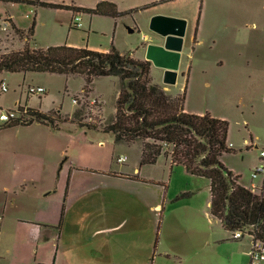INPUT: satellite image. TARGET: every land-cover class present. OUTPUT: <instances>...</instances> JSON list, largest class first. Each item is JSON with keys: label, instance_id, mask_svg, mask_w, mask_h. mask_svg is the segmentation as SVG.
Instances as JSON below:
<instances>
[{"label": "rangeland", "instance_id": "374dc122", "mask_svg": "<svg viewBox=\"0 0 264 264\" xmlns=\"http://www.w3.org/2000/svg\"><path fill=\"white\" fill-rule=\"evenodd\" d=\"M0 0V15L9 14L16 28L27 30L35 21L30 47H48L72 43H88L100 49L112 43L123 53L134 52L143 60L142 46L150 41L144 34L153 35L152 17L170 16L165 12L184 13L189 19L183 37L179 73L174 85L161 84L166 93L185 92L188 112L223 118L229 124L228 144L233 149L221 157L223 164L239 175V183L259 193L264 176L252 178V170L259 164L260 150L264 149V0H106L115 2L121 10L148 5L118 18L81 13L79 28L72 27L73 12L66 9L35 6L27 3ZM55 4L94 7L104 0H41ZM172 17V16H171ZM129 28L134 29L129 32ZM89 33V34H88ZM14 30L0 31V54L23 46ZM146 54V53H145ZM153 78L162 82L163 71L153 68ZM187 80V83H186ZM7 92H0V108L7 109L14 103L15 93H21V103L29 108L48 112L59 111L71 116L75 109H82V122L91 123L99 131L86 130L92 141H100L108 150L128 157L127 163H117L116 169L129 170L138 154L136 147L129 150L115 148L113 136L100 131L115 112L120 82L115 76L97 77L92 92L82 97V76L54 73H0ZM28 86H41L43 95H28ZM77 97L79 105L73 98ZM96 99L95 104L92 103ZM0 125H3L0 123ZM8 134L0 131V141ZM128 165V168L127 166ZM126 167V168H125ZM151 187L163 188L165 208L191 209L195 213L199 257L209 264H248L251 238L245 236L231 240L216 218L210 215L209 181L188 174L183 166L165 162L163 158L155 167H146ZM162 190V189H161ZM188 193L187 196H180ZM162 212V211H159ZM160 217V215H159ZM7 233L0 236V261L5 249L12 247ZM3 259V258H2ZM6 260L0 264H6Z\"/></svg>", "mask_w": 264, "mask_h": 264}, {"label": "crops", "instance_id": "0c3cea01", "mask_svg": "<svg viewBox=\"0 0 264 264\" xmlns=\"http://www.w3.org/2000/svg\"><path fill=\"white\" fill-rule=\"evenodd\" d=\"M165 14L189 19L184 13ZM152 34H144L150 38L148 43L160 44V37ZM66 45L109 49L88 43ZM147 46H142L145 56ZM130 55L137 59L134 52ZM150 66L153 82L163 84L154 80L156 67L151 62ZM13 95L14 103L7 109L28 108L21 103V93L13 91ZM0 131L8 134L0 141V236L7 233L12 241L1 261L209 264L206 257H199L202 236L195 229L192 208H165L163 188L147 183L153 178L146 167H155L161 158L170 163L169 157L161 155L155 164L139 166L140 145L117 144L112 138L115 148L136 147L138 152L129 170L116 169L114 159L121 155L113 152L109 159L102 140H90L86 129L74 123L53 129L32 122Z\"/></svg>", "mask_w": 264, "mask_h": 264}, {"label": "trees", "instance_id": "16d2710c", "mask_svg": "<svg viewBox=\"0 0 264 264\" xmlns=\"http://www.w3.org/2000/svg\"><path fill=\"white\" fill-rule=\"evenodd\" d=\"M26 2L35 6L111 18H118L148 6L120 10L115 2L106 0L96 3L94 7L55 4L41 0ZM34 26L35 21L24 31L13 24L14 32L24 43L20 49L0 54V73L5 71L82 76V97L92 92L91 86L95 78L117 77L120 86L115 112L100 131L111 134L117 144L138 143L141 149L139 166L155 164L164 155L169 157L171 166L181 165L188 174L207 179L210 215L220 222L225 231L248 232L264 242V186L259 193L242 186L238 181L240 176L229 170L221 160L224 153L233 151L228 144L227 120L209 113L186 111V86L180 93L169 95L161 85L153 82L148 60L134 59L129 52H120L112 43L107 52L66 44L32 48L29 42ZM74 99L77 100V97ZM77 102L79 105L78 100ZM17 108L22 111L24 107ZM24 109L25 113L19 119L4 123L0 128L39 122L58 129L63 123H74L79 128L99 131L96 125L82 122V109H75L71 116H64L54 110L41 112L29 107ZM187 195L189 194L183 193L180 196ZM230 239L233 238L230 236Z\"/></svg>", "mask_w": 264, "mask_h": 264}, {"label": "water", "instance_id": "95a60500", "mask_svg": "<svg viewBox=\"0 0 264 264\" xmlns=\"http://www.w3.org/2000/svg\"><path fill=\"white\" fill-rule=\"evenodd\" d=\"M150 29L160 37L161 43L147 46L146 60L163 71V84L174 85L178 76L186 21L178 17L157 15L152 17ZM128 30L133 31L131 28Z\"/></svg>", "mask_w": 264, "mask_h": 264}, {"label": "built area", "instance_id": "2783aa9c", "mask_svg": "<svg viewBox=\"0 0 264 264\" xmlns=\"http://www.w3.org/2000/svg\"><path fill=\"white\" fill-rule=\"evenodd\" d=\"M81 13L73 12V17L71 21L72 27L79 28L82 26L81 24ZM13 19L9 14L0 15V31L7 32L8 30L13 29ZM7 87L6 84L2 81L0 83V92H6ZM45 92V89L41 86L27 87L28 95H35L41 96ZM264 99V97H263ZM74 103L77 105L78 102L76 99L73 98ZM92 103H95V99H93ZM25 113V109L23 108L22 111L18 110L17 107L13 109H0V123L4 124L14 119H19ZM127 160L126 156H118L116 158L117 163H124ZM259 164L252 170L251 176L252 178H256L259 175L264 176V149L260 150L259 153ZM250 189L252 192L256 193V186L251 183ZM264 186V185H262ZM245 236H249L251 238V245L249 251V263L248 264H264V242L253 237L252 235L248 234V232H241L240 230H236L231 232V237L233 239H241Z\"/></svg>", "mask_w": 264, "mask_h": 264}]
</instances>
